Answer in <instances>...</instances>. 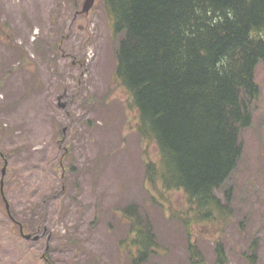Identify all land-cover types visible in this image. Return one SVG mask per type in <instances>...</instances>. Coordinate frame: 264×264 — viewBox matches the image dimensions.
I'll return each instance as SVG.
<instances>
[{"label": "rangeland", "instance_id": "rangeland-1", "mask_svg": "<svg viewBox=\"0 0 264 264\" xmlns=\"http://www.w3.org/2000/svg\"><path fill=\"white\" fill-rule=\"evenodd\" d=\"M84 1L0 0V264H131L134 217L155 234L148 264H191L190 242L213 264L217 241L226 264H264V62L242 156L216 191L227 217L201 223L182 189L148 179L159 150L115 76L122 35L102 0L87 13Z\"/></svg>", "mask_w": 264, "mask_h": 264}, {"label": "trees", "instance_id": "trees-1", "mask_svg": "<svg viewBox=\"0 0 264 264\" xmlns=\"http://www.w3.org/2000/svg\"><path fill=\"white\" fill-rule=\"evenodd\" d=\"M117 42L115 76L139 113L138 131L160 160L146 162L150 181L182 189L201 223L224 220L225 186L253 124L264 62V0H102ZM131 264H148L149 223L132 218ZM140 224V225H139ZM190 242L191 264H207ZM221 241L213 264H226Z\"/></svg>", "mask_w": 264, "mask_h": 264}, {"label": "water", "instance_id": "water-1", "mask_svg": "<svg viewBox=\"0 0 264 264\" xmlns=\"http://www.w3.org/2000/svg\"><path fill=\"white\" fill-rule=\"evenodd\" d=\"M94 1L95 0H85V2L83 4V11L84 12H88L91 9V7L93 6ZM5 172H6V166H4V168H3V174H5ZM1 185H2L1 186V191L3 192V180L1 181ZM7 206H8V204H7ZM21 231H22V233L24 234V236L26 238H31L32 237L31 233L25 234L22 229H21ZM38 237H39L38 235H35L34 238L37 239Z\"/></svg>", "mask_w": 264, "mask_h": 264}]
</instances>
